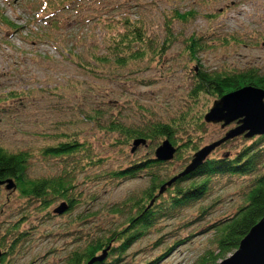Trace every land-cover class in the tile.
I'll return each mask as SVG.
<instances>
[{
	"label": "rangeland",
	"instance_id": "374dc122",
	"mask_svg": "<svg viewBox=\"0 0 264 264\" xmlns=\"http://www.w3.org/2000/svg\"><path fill=\"white\" fill-rule=\"evenodd\" d=\"M46 2L52 6L42 14ZM62 2L0 0L4 16L0 19V144L9 151L37 150L61 141L63 133H75L81 141L86 139L92 144L95 155L104 158L97 164L104 172L105 167L114 165L113 161L124 164L130 156L138 158L148 154L151 147L139 145L130 154L132 143L109 146L112 131L104 127L106 111L120 113L125 119L127 113L129 117H138L149 111L155 118L172 115L187 103L192 79L188 68L197 69L199 63L204 68L222 70L253 66L264 72V0H90L76 6L68 3L62 9L59 5L53 6ZM176 8L179 12L195 10L196 14L194 19L175 22L170 27L176 38L167 45L159 60L148 63L141 59L142 64L123 69L112 64L107 21L122 17L126 20L125 16L142 20L139 26L142 33L154 36V41L166 33L165 15ZM107 16L110 19L105 21ZM5 18L15 26H9ZM192 35L203 37L201 42L208 45L200 52L197 62L185 50L186 38ZM145 78L150 81L139 80ZM212 102L210 96L207 107ZM207 125L206 141L221 137L230 127L222 128L213 122ZM250 142L233 138L215 154H233ZM29 160L27 175L31 177L53 174L61 162L36 153ZM181 160H171L174 171L190 162ZM87 172L88 169L76 175V202L61 214L53 213L64 203L59 197L40 210V214H33L36 199L27 202L16 189L0 186V237L9 242L15 222L20 223L18 233L29 234L21 248L6 255L7 263L64 264L69 251L85 246L86 235L96 234L99 227L107 230L123 222L128 215L127 205L120 213L114 209L137 197L150 184L145 172L108 183L99 178L85 180ZM226 179V176L215 179L212 197L206 200L212 205L215 198H220L213 212L197 220L194 218L198 209L189 203L179 206L173 216L161 219L156 228L159 233L153 229L149 236L137 239L119 263L135 260L136 264H143L157 254V248H150V241L161 231L169 245L186 233L198 230L191 240L175 245L156 263L193 264L211 243L213 230L203 233L204 229L215 219L233 212L235 203L239 202L238 191L248 177L238 184H228Z\"/></svg>",
	"mask_w": 264,
	"mask_h": 264
},
{
	"label": "trees",
	"instance_id": "16d2710c",
	"mask_svg": "<svg viewBox=\"0 0 264 264\" xmlns=\"http://www.w3.org/2000/svg\"><path fill=\"white\" fill-rule=\"evenodd\" d=\"M63 1L53 6L59 5L62 9L68 3L76 6L90 0ZM50 6L52 5L46 2L42 14H46L44 12ZM169 14L165 15L164 20V27L168 30L163 36L158 35L154 41V36L151 37L145 32L142 33L143 31L139 27L142 20H130L125 16L126 20H122V17L121 20L107 21L110 31L106 36L112 43L108 45V48L112 46V64L118 69H123L134 64L137 66L142 64L141 59H145V62L148 63L159 60L165 53L167 45L170 46L176 38L169 31L170 27L175 22L194 19L196 13L195 10L179 12L176 8ZM3 17V13L0 11V19ZM110 17L113 18V15ZM110 17H104V20L106 21ZM5 19L9 26H15L7 18ZM203 39L198 35L186 38L185 50L190 58L196 62L200 52L208 46L201 42ZM188 70L192 79L185 100L187 103L172 115L168 114L165 118L160 116L155 118V115L149 111L147 115L138 117H129L127 113L125 119V116L120 113L105 112L107 120L104 127L112 131L109 146H126L141 137L151 147H149L148 154L142 157L134 158L128 154L132 158L127 160L128 162L125 161L124 164L113 161L114 165L105 167L104 172L97 168V164L103 162L104 158L101 159L95 155L96 149L92 144L86 139L81 141L75 133L73 135L63 133L61 141L44 145L32 151L24 149L9 151L0 144V180L13 178L16 184L15 189L20 197L26 198L27 202L37 200V204L32 209L33 214H40V210L46 209L49 203L56 200L57 197L64 200L61 202L66 203L67 208H72L78 195L75 192L76 175L84 173L86 169L88 172L85 175V180L89 181L99 178V180L108 183L113 180H124L128 176L138 177L143 172L150 178L148 187L142 190L137 197L130 198L119 209H114V212L120 213L123 211V206L127 205L125 209H127L128 215L123 222L114 228H106L107 230L99 227L96 234L89 233L86 235L85 246L69 251L64 257V264H86L92 257L100 256L104 250L107 254L105 259L92 264H120L119 261L128 254L133 242L144 235L149 236L153 231L158 232L156 228L161 219L173 216L175 209L184 204L189 203L190 206L195 207V210L198 209V214L194 219L203 218L204 214H210L214 211L216 203H220V198H215L212 205L206 201L212 197L214 182L218 177L226 176V183L228 184H238L244 182L245 178L248 177V179H246L243 188L238 191L239 202L235 203L233 212L226 213L220 219H215L212 224L204 229L203 233L213 230L211 243L193 264H217L219 260L227 258L228 254H232L238 249L241 240L264 216V134L254 135L252 138L237 136L251 142L244 143L237 151H233V154L224 152L218 156L215 154L216 151L237 137L234 136L222 141V144L215 147L210 155L204 159L202 166L188 174H181L170 186H166L161 194L159 193L162 184H165L172 176L179 175L185 168V166L182 168L181 165L174 171L172 164H170L172 159H182L181 162L185 163L186 160H191L192 154L203 144H208L214 140H205L206 134H208V125L203 116L210 107H207L210 96L215 100L231 90H238L241 86L254 85V87L264 89V72H259V69L253 66L222 70L211 67L204 68L199 63L197 69L188 68ZM139 80L150 81L148 78ZM139 107L144 109L140 105ZM164 139L172 142L176 152L172 159L158 161L152 152ZM135 151L131 152L130 148V154ZM35 153L40 156L45 155L52 159H59L61 162L58 170H55L53 174L44 173L40 176H28L29 159ZM176 214L179 215V213ZM189 222H194V220ZM19 224L15 222L13 225L9 242L4 236L0 237V264H9L7 263L8 260L5 259L6 255H9L16 248H21L26 239L29 238L28 232L18 233L20 231ZM169 233L173 235L174 232L170 231ZM195 233L198 234V230L186 233L184 237L178 238L168 245L166 239L163 238L165 233L161 231L159 235L161 238L157 236L150 241L151 245L149 243L150 248L158 249L157 254L148 260H144L143 264L159 263L175 245L184 240H191ZM137 262L132 260L129 264H136Z\"/></svg>",
	"mask_w": 264,
	"mask_h": 264
},
{
	"label": "water",
	"instance_id": "95a60500",
	"mask_svg": "<svg viewBox=\"0 0 264 264\" xmlns=\"http://www.w3.org/2000/svg\"><path fill=\"white\" fill-rule=\"evenodd\" d=\"M207 123L213 122L226 127L235 122L232 127L223 133L222 137L212 140L208 144H203L201 148L192 154L190 162L185 166L179 175L172 176L165 184L161 185L159 193L170 186L181 174H188L196 170L204 159L210 155L211 151L222 144V141L231 139L239 135L251 138L253 135L264 134V89L251 86H241L238 90H231L228 93L220 95L210 105L207 113L203 116ZM145 145V139L141 137L132 142L131 152L138 148V145ZM176 148L168 139H164L154 149L156 159L168 161L174 157ZM5 185L6 189H15L16 184L12 179L0 180V186ZM153 201V200H152ZM151 201V202H152ZM67 209L66 203H61L54 209L59 214ZM106 250L100 256L92 257L86 264H92L101 261L106 257ZM1 256V252H0ZM217 264H264V216L252 227L245 238L239 243L238 249L232 254H228L224 260H219Z\"/></svg>",
	"mask_w": 264,
	"mask_h": 264
}]
</instances>
